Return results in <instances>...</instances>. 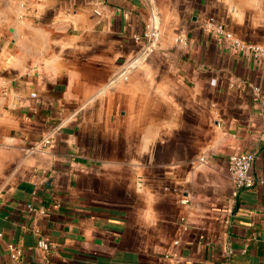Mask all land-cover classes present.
<instances>
[{
    "label": "crops",
    "instance_id": "obj_1",
    "mask_svg": "<svg viewBox=\"0 0 264 264\" xmlns=\"http://www.w3.org/2000/svg\"><path fill=\"white\" fill-rule=\"evenodd\" d=\"M219 23L264 45V0H0V264H264V184L228 171L264 174V58Z\"/></svg>",
    "mask_w": 264,
    "mask_h": 264
},
{
    "label": "built area",
    "instance_id": "obj_2",
    "mask_svg": "<svg viewBox=\"0 0 264 264\" xmlns=\"http://www.w3.org/2000/svg\"><path fill=\"white\" fill-rule=\"evenodd\" d=\"M21 5H24L28 0H17ZM213 22V18H209L206 22V27H210ZM214 29L216 32L221 33L224 38L228 41L229 45L237 50L242 52L245 55H250L256 60H262L264 58V45L258 43H252L240 38H236L232 32L225 29L224 25L219 23ZM160 38L159 29L156 26H146L139 33L132 34V40L135 44L141 45L140 57H145L158 47ZM129 69L128 66L122 70L117 78L121 77L127 79L126 69ZM33 96H36L35 93H32ZM52 141V134L48 133L40 141L36 142L30 151L44 150L46 149ZM255 161V154L251 151H243L232 153L228 157V171L231 181L234 185V195L237 197L239 192L254 186L256 183L264 184V175H256L253 171ZM31 208V206L29 205ZM187 225L183 226V229H187ZM180 244V238L173 240L172 246L178 247ZM39 245L47 248V243L45 240H40ZM175 250V249H174ZM174 250H169L165 253L164 257L171 260L172 264H179L180 260L176 255ZM12 257H17L20 254V250L13 246L11 248Z\"/></svg>",
    "mask_w": 264,
    "mask_h": 264
},
{
    "label": "trees",
    "instance_id": "obj_3",
    "mask_svg": "<svg viewBox=\"0 0 264 264\" xmlns=\"http://www.w3.org/2000/svg\"><path fill=\"white\" fill-rule=\"evenodd\" d=\"M263 175H264V174H263ZM252 187H253V186H252ZM247 189H248V188H247ZM242 191H244V190H242ZM242 191H240L239 194H240ZM239 194H238V196H239Z\"/></svg>",
    "mask_w": 264,
    "mask_h": 264
}]
</instances>
